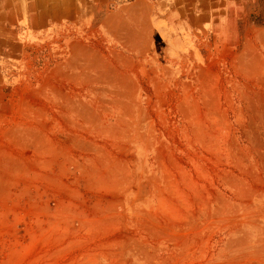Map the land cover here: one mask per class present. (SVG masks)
I'll return each instance as SVG.
<instances>
[{
  "label": "rangeland",
  "instance_id": "obj_1",
  "mask_svg": "<svg viewBox=\"0 0 264 264\" xmlns=\"http://www.w3.org/2000/svg\"><path fill=\"white\" fill-rule=\"evenodd\" d=\"M0 264H264V0H0Z\"/></svg>",
  "mask_w": 264,
  "mask_h": 264
}]
</instances>
